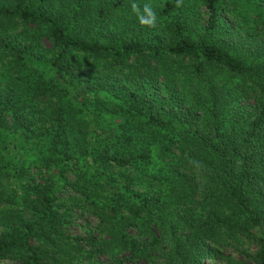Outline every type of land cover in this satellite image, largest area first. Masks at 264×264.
<instances>
[{"label": "trees", "instance_id": "1", "mask_svg": "<svg viewBox=\"0 0 264 264\" xmlns=\"http://www.w3.org/2000/svg\"><path fill=\"white\" fill-rule=\"evenodd\" d=\"M200 2L194 40L184 0L155 6L156 28L139 24L133 0H0V61L17 76L0 72V264H69L77 247L55 242L74 209L106 234L85 240L104 264H264V49L225 38L228 0ZM163 62V81L189 70L171 110L143 81L133 90L110 75L152 78ZM37 165L43 183L26 178Z\"/></svg>", "mask_w": 264, "mask_h": 264}, {"label": "rangeland", "instance_id": "2", "mask_svg": "<svg viewBox=\"0 0 264 264\" xmlns=\"http://www.w3.org/2000/svg\"><path fill=\"white\" fill-rule=\"evenodd\" d=\"M162 1L163 0H133V2L138 3L141 7L147 3L150 4L152 8L155 6L160 8L162 6ZM227 10L228 11L225 14V19L230 30L227 32V35H225V38H231L234 41H239V43L244 44L243 50L264 49V0H228ZM183 17L184 21L188 25L191 36L194 40H196L197 37L203 32L202 29L205 27V23L207 21V12L201 5L200 0H184ZM174 19L175 18L172 20ZM42 45L46 51L45 60L51 59L52 56L55 55L56 51L52 50L51 44L46 40H42ZM257 46L258 48L256 49ZM166 64L167 62H163L158 65H154L156 68L155 70H158V73L154 75V77L156 76V85L154 83L152 84V78L154 77L151 78V76H153V74L150 76V73L147 72L143 67L133 69V76L130 74V71H124L120 69L110 72V75L113 79H117L118 82H120L122 88L133 87V90L141 89V87H138V84L143 81L144 85L150 87L151 90L161 92V99L159 102L164 103L167 110H171L175 105V101L170 97L169 91H174V93L177 95L181 94L179 90L180 84L182 90L183 77L187 75L189 70L186 72L185 69H182V71L175 73L173 72V66L171 69H169V78L166 81H163L162 76L164 73L162 70ZM12 67V63H10L8 60L0 61V72L3 73L5 79H8L7 75H11V78L17 77L15 70ZM183 67L186 68L185 65H183ZM95 70L101 74L106 73L101 65L96 67ZM174 86H176L178 89H174ZM47 101L48 100L38 102L37 109L42 111L49 108L47 106ZM251 104V101L244 103L241 102V106L248 111L251 110ZM28 112L32 111L28 110ZM39 112L40 111H36L35 113L32 112L34 115H30L29 118L32 121H36L38 123V118L40 115ZM130 150H133V147H131ZM111 166L112 167H109L108 169L114 174L116 171L120 170V168L118 169L117 167H113V165ZM46 177L47 170L41 165H37V167H31L26 170V178L30 182L43 183L42 181ZM66 178L70 182L75 180V176L72 172H68ZM74 196V193L66 191L63 192L59 198L61 199V203H69L70 199ZM98 223V220L90 215L89 212L79 211L77 209L72 210L71 216L66 218L65 226L62 228V237L57 239L55 243L62 246L77 247L72 254L73 257L69 264H104L105 262L108 263L110 261L107 254L94 255L90 245L85 242V240L88 238H92L94 240L106 239V234H104L102 227L98 226ZM2 231L3 227L0 226V232ZM129 234L139 238L136 232L132 230L129 231ZM52 245L53 244H50V246ZM238 250H247L250 253H254L257 250V246L248 242H243ZM221 251L225 254V256H231L235 260H241V256L237 252V249L233 247H223ZM123 257L125 256H117L115 260H122ZM65 260H68V258ZM206 264L226 263L207 262Z\"/></svg>", "mask_w": 264, "mask_h": 264}, {"label": "clouds", "instance_id": "3", "mask_svg": "<svg viewBox=\"0 0 264 264\" xmlns=\"http://www.w3.org/2000/svg\"><path fill=\"white\" fill-rule=\"evenodd\" d=\"M177 6L179 7V0ZM131 10L142 27L156 28L158 26L157 14L150 4L145 3L141 7L138 3L133 2Z\"/></svg>", "mask_w": 264, "mask_h": 264}]
</instances>
